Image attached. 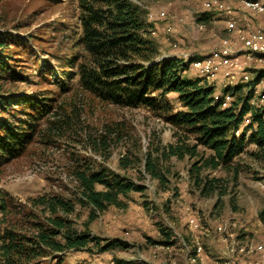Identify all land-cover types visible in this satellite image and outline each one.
<instances>
[{
  "label": "rangeland",
  "instance_id": "1",
  "mask_svg": "<svg viewBox=\"0 0 264 264\" xmlns=\"http://www.w3.org/2000/svg\"><path fill=\"white\" fill-rule=\"evenodd\" d=\"M139 2L145 18L153 24L152 30L156 29L151 31L150 37L158 45V57H178L188 64L185 76L203 79L191 62L194 57L208 53L229 34L224 13L205 9L197 0ZM236 2L231 1V5L243 16ZM162 10L166 14L159 16ZM150 11L156 12L154 19L148 17ZM206 15L209 18H204ZM59 17L65 23L52 31L50 27ZM199 22L204 26L199 27ZM77 23L70 0L0 1V30L23 37L15 39L11 45L16 53H21L18 56L21 69L28 73V82L20 83L17 88L47 97L45 101L51 102L49 99L55 97V103L65 109L61 110L60 120L69 118L65 127L53 130L49 126L51 117H47L40 128L42 132L22 156L0 163V194L9 197L12 203L10 219H20L31 209L29 201L40 194L52 191L71 194L76 187L74 169L80 164L105 165L130 176L144 185L145 190L131 192L126 207L111 206L90 224L94 234L121 243L104 252L72 250L64 255L62 264H202L192 260L196 237L203 243L205 264L207 261L208 264H230L232 261L244 264L249 254L254 255L253 264L260 261V252L249 251L264 244V220L261 218L264 149L248 143L246 150L233 162L239 169L238 174L234 168L224 166L204 168L202 175L222 180L216 190L205 193L202 185L194 181L191 171L199 156L166 159L161 154L166 145L177 142L176 126L146 106L134 108L103 102L78 88L76 80L70 81L68 73L63 71L69 68L63 65L66 55L73 49L75 42L71 37L78 29ZM46 32L47 38H44ZM49 32L52 33L50 38ZM40 61L45 65L44 72L38 70ZM251 71L253 79L244 87L246 93L254 86L259 73L264 72V67H252ZM207 82L215 86V93L225 89L222 83ZM60 84L69 90H62ZM166 100L177 109L181 107L176 93H168ZM251 103L255 107L262 106L255 93ZM74 104L77 108L71 110ZM20 115L26 117L24 113ZM108 127L120 131V138H114L107 150L92 146L90 136L99 135ZM243 127L237 131L238 135ZM189 142L194 140L191 138ZM199 149L205 151L206 156L211 153L202 146ZM151 153L169 179L164 184L146 169ZM122 160H128L129 167L123 168ZM78 209L81 215L76 216L77 223L82 224L88 210L80 206ZM196 216L201 219L202 226L192 229L190 219ZM162 227L172 232L175 243L162 242L165 238ZM55 262L43 258L38 264Z\"/></svg>",
  "mask_w": 264,
  "mask_h": 264
},
{
  "label": "trees",
  "instance_id": "2",
  "mask_svg": "<svg viewBox=\"0 0 264 264\" xmlns=\"http://www.w3.org/2000/svg\"><path fill=\"white\" fill-rule=\"evenodd\" d=\"M70 1L78 29L71 37L75 42L73 49L65 57L63 66L69 68L63 69L65 74L70 81H77L78 88L100 101L134 108L146 106L176 126L177 142L166 145L161 154L166 159L199 156L191 171L205 193L216 190L222 180L202 175L204 168L224 166L234 168L238 174L233 162L248 143L264 149V105L255 107L251 103L253 85L247 93L243 91L247 83L225 87L222 94L229 92L233 98L224 106L222 96L216 97L214 85L184 75L188 64L182 59L158 57V45L150 37L153 24L145 18L139 0ZM63 23L64 19L59 17L50 29L53 31ZM20 38L12 31L0 30V163L22 156L50 117L53 130H61L69 119L60 120L61 110L65 109L55 103V97L49 99L51 102L45 101L47 97L17 88L28 82V73L21 69L18 59L21 53L11 47ZM37 65L38 70L45 68L43 61ZM263 74L259 73L254 85ZM60 87L66 89L64 84ZM170 92L177 94L180 108L166 100ZM75 108L76 104L71 110ZM248 113L251 121L246 123ZM102 132L90 136L89 142L95 148L107 150L113 139L121 136L120 131L109 127ZM191 138L193 143L189 142ZM201 146L211 153L206 156L205 151H200ZM121 165L127 168L129 161L122 160ZM146 169L163 184L169 180L152 153L146 160ZM74 178L76 187L71 194L52 191L33 197L29 201L31 209L18 220L10 219L12 203L0 194V264H38L43 258L62 264L64 255L72 250L104 252L121 243L94 234L90 224L111 206L126 207L131 192L143 191L145 186L105 165L95 167L88 163L74 169ZM79 206L88 210L82 224L76 219L81 215ZM261 218L264 220V209ZM162 232L163 243H175L167 227H162Z\"/></svg>",
  "mask_w": 264,
  "mask_h": 264
},
{
  "label": "built area",
  "instance_id": "3",
  "mask_svg": "<svg viewBox=\"0 0 264 264\" xmlns=\"http://www.w3.org/2000/svg\"><path fill=\"white\" fill-rule=\"evenodd\" d=\"M205 9H218L225 15V27L229 34L223 36L218 45L210 49L203 56L192 59V67L205 81L222 83L224 87L235 86L239 83H249L252 77L251 68L264 67V0H197ZM231 1H237L242 9L240 11L231 5ZM159 16L166 14L164 10L159 11ZM156 12L150 11L148 17L154 19ZM204 23L199 22V27ZM171 28V27H170ZM153 32L156 29L152 30ZM255 97L257 96L264 105V74L254 85ZM222 96V98L220 97ZM216 97L222 99L223 105L227 106L233 96L231 93H216ZM251 121V113L245 116V122ZM192 229L202 226L199 217L190 219ZM222 227H220L221 229ZM195 254L192 260L206 263L203 243L196 237ZM242 251L245 248H241ZM249 251V250H248ZM261 253L260 261L254 264H264V244H259L251 249L249 253ZM250 264H253L251 262Z\"/></svg>",
  "mask_w": 264,
  "mask_h": 264
},
{
  "label": "crops",
  "instance_id": "4",
  "mask_svg": "<svg viewBox=\"0 0 264 264\" xmlns=\"http://www.w3.org/2000/svg\"><path fill=\"white\" fill-rule=\"evenodd\" d=\"M236 3H237V2H236ZM245 255H247V254H245ZM253 258H254V255H253V254H249V255H247V259H248V260L243 261V263H244V264H250L251 262H253V260H254ZM225 262H226V260L223 261V263H225ZM230 262H231V261H230ZM208 263H209V262L207 261V264H208ZM227 263H228V262H226L225 264H227ZM231 263L234 264L233 261H232ZM231 263H230V264H231Z\"/></svg>",
  "mask_w": 264,
  "mask_h": 264
}]
</instances>
